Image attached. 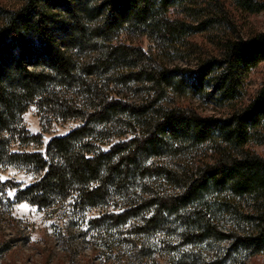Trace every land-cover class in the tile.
Listing matches in <instances>:
<instances>
[{"label":"trees","instance_id":"16d2710c","mask_svg":"<svg viewBox=\"0 0 264 264\" xmlns=\"http://www.w3.org/2000/svg\"><path fill=\"white\" fill-rule=\"evenodd\" d=\"M232 11L257 15L264 0L0 7V166L39 174L24 188L12 182L18 201L50 208L72 198L85 211L115 200L116 225L138 221V230L160 232L174 221L188 244L232 239L250 256L264 254V152L255 150L264 147V83L240 101L243 79L264 63V31L243 36ZM202 34L216 54L199 48ZM147 40L161 50L146 49ZM179 44L197 57L195 82L177 79L165 60V47ZM206 83L227 114L168 104L170 92L200 93ZM32 106L80 124L45 153L14 151L42 143L23 125Z\"/></svg>","mask_w":264,"mask_h":264},{"label":"rangeland","instance_id":"374dc122","mask_svg":"<svg viewBox=\"0 0 264 264\" xmlns=\"http://www.w3.org/2000/svg\"><path fill=\"white\" fill-rule=\"evenodd\" d=\"M18 6L19 0H0V7ZM232 15L243 36L264 31V12L246 16L232 11ZM194 40L199 48L217 53L208 35H198ZM188 47L182 44L176 48L165 47V60L170 68H178L176 78L184 77L189 84L195 82L192 76L197 57ZM145 48L161 50L160 44L152 40L145 42ZM263 83L264 63L243 79L240 101L255 96ZM135 90L130 93L131 97L139 96ZM167 102L169 105L190 103L206 115L221 116L229 112L220 106L219 94L207 83L200 93L186 88L179 93L170 92ZM79 124V120H53L32 106L23 115V125L30 134H40L42 143L15 144L13 150L45 153L53 138L67 135ZM255 150L263 154L264 147ZM38 178L39 174L30 168L0 166V264H264V254L250 256L241 247L236 248L232 239L188 244L181 239L183 229L174 221L160 232L142 229L143 234L137 228L141 224L138 221L116 225L110 219L119 211L115 200L107 206L85 211L77 208L72 198L50 208L19 202L14 184L24 188Z\"/></svg>","mask_w":264,"mask_h":264}]
</instances>
